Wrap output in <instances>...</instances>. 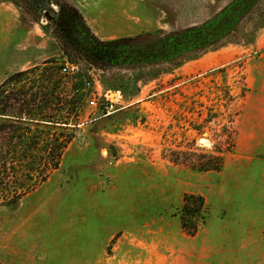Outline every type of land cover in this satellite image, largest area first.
I'll list each match as a JSON object with an SVG mask.
<instances>
[{
    "label": "rangeland",
    "instance_id": "rangeland-1",
    "mask_svg": "<svg viewBox=\"0 0 264 264\" xmlns=\"http://www.w3.org/2000/svg\"><path fill=\"white\" fill-rule=\"evenodd\" d=\"M6 1L22 13L19 22L5 20L0 0V84L39 70L5 84V96L33 84L29 93H51L57 75L65 96H85L81 123L70 126L69 146L45 181L38 158H15L5 172V150L20 141L5 139L0 121V264H264V0H233L211 51L96 68L100 91L119 101L108 116L89 106L92 66L64 54L44 12L67 4L101 40L151 41L188 28L175 29L173 16L193 5H169V15L154 4L149 23L133 20L134 33L122 35L132 21L117 25L113 6L98 0ZM217 47L232 59L200 72L181 68ZM66 60L80 63L82 74L63 76ZM18 108L11 99L7 113ZM14 125L51 132L44 139L59 132L51 122ZM186 195L205 201L191 228L181 220Z\"/></svg>",
    "mask_w": 264,
    "mask_h": 264
},
{
    "label": "trees",
    "instance_id": "trees-1",
    "mask_svg": "<svg viewBox=\"0 0 264 264\" xmlns=\"http://www.w3.org/2000/svg\"><path fill=\"white\" fill-rule=\"evenodd\" d=\"M234 1L235 3L243 2V0ZM235 3H230L215 18L202 25L188 27L181 32L176 31L163 38L151 41L143 39L140 35L101 40L91 31L81 13L75 7L67 4L61 7L54 21H50L49 24H52L53 33L58 38L62 51L70 59L83 58L95 68H112L118 65L157 64L161 61L170 60L175 56H180L187 51H211L209 49L214 46V43L220 37L214 33L216 27L226 19L228 9L234 7ZM218 49V47L214 48V50ZM35 70L39 69L18 71L11 74L0 84V121L2 129H5V139L13 140L17 138L20 141L19 146L21 147L19 149L18 144H13L10 148V145H12L10 144L9 150H5V172L8 170L10 161L15 158L20 161L23 158H38L40 167H43L40 169V179L41 181H45L49 174L59 167L62 157L69 146L72 136L71 134L68 135L71 131L70 126H78L81 123L82 102L85 95L73 93L72 95L65 96L66 92L64 91L63 80L57 75L53 81L54 86L51 93L42 92L41 95L29 93L35 85L33 84L29 85L27 89L23 86L21 94L12 97L5 96V84L13 79L18 82L26 81ZM35 82L34 80L32 83ZM41 86V88H45L43 84ZM72 88L74 90L77 89L75 86H72ZM28 94H30L28 98H23ZM11 99L20 104V108H18L14 115L7 113V106H9ZM52 106L56 108L54 115H50L47 111ZM71 111L73 112V119L69 117ZM6 119H13L12 122L14 124H20L26 120L27 122L37 124L51 122L53 125L59 127V132L55 131L54 134L52 133L55 136L54 138L46 137L44 139L42 136L44 134L49 136L51 132L39 129L31 131V128L24 129L14 124L10 125L12 129H9L10 127H8ZM40 140H43L44 143L41 144ZM38 144H40L39 147ZM35 149L42 150V153L35 156ZM5 180H7L5 181V190L8 192L9 188H7V185H10L11 180L9 176L6 178V175ZM14 192L18 194L17 190ZM192 199H196L195 204L190 202ZM204 205L205 201L202 196L186 195L181 211L182 224L187 228H191L189 223H192L193 218L201 212Z\"/></svg>",
    "mask_w": 264,
    "mask_h": 264
},
{
    "label": "crops",
    "instance_id": "crops-1",
    "mask_svg": "<svg viewBox=\"0 0 264 264\" xmlns=\"http://www.w3.org/2000/svg\"><path fill=\"white\" fill-rule=\"evenodd\" d=\"M232 1L233 0H98V3L103 6H113L114 20L117 22V25L119 22L122 24V22L124 23L127 20L132 21V23L127 22L130 32L120 33L122 35H132L134 33L132 32V27L134 26L133 24L136 23L134 22L135 20L138 21L143 19L145 24L149 23L150 19L148 13H153L154 4L167 5L166 8L164 7V10L167 11L169 15L173 14L169 5H193L192 7L188 6L183 12H179L178 16H173L174 22L172 23L174 28L180 29L203 23L216 15ZM104 8L106 9V7ZM20 10L21 8L5 0V20L11 19L14 22H19L18 18L22 13ZM175 17L178 18L175 19ZM22 31H24V28H22ZM230 59H232V56L229 53L223 54L222 51L215 50L191 60V62L181 66V68L185 69L188 64H191L192 70L195 69L196 72H200L221 63H227Z\"/></svg>",
    "mask_w": 264,
    "mask_h": 264
},
{
    "label": "built area",
    "instance_id": "built-area-1",
    "mask_svg": "<svg viewBox=\"0 0 264 264\" xmlns=\"http://www.w3.org/2000/svg\"><path fill=\"white\" fill-rule=\"evenodd\" d=\"M97 71L95 67L89 69L90 77L85 82V90L89 97V106L98 109L102 115H110L116 107L117 102L110 100L108 92L100 91V80L93 72ZM83 68L80 63L74 61H65L60 67V73L68 78H76L82 74Z\"/></svg>",
    "mask_w": 264,
    "mask_h": 264
},
{
    "label": "water",
    "instance_id": "water-1",
    "mask_svg": "<svg viewBox=\"0 0 264 264\" xmlns=\"http://www.w3.org/2000/svg\"><path fill=\"white\" fill-rule=\"evenodd\" d=\"M52 3H55L56 0H51ZM57 15V10L55 8H51L48 11L44 12V17L48 20L51 21L53 18Z\"/></svg>",
    "mask_w": 264,
    "mask_h": 264
},
{
    "label": "bare ground",
    "instance_id": "bare-ground-1",
    "mask_svg": "<svg viewBox=\"0 0 264 264\" xmlns=\"http://www.w3.org/2000/svg\"><path fill=\"white\" fill-rule=\"evenodd\" d=\"M200 140H202V138L200 139ZM207 144V143H206ZM211 144V143H210ZM208 146H209V144H208Z\"/></svg>",
    "mask_w": 264,
    "mask_h": 264
}]
</instances>
